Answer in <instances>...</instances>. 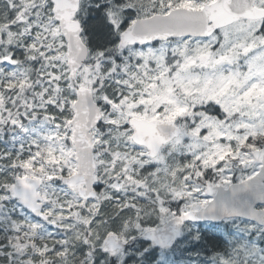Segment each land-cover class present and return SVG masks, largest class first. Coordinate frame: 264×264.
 <instances>
[{"label": "snow or ice", "instance_id": "6c2138e0", "mask_svg": "<svg viewBox=\"0 0 264 264\" xmlns=\"http://www.w3.org/2000/svg\"><path fill=\"white\" fill-rule=\"evenodd\" d=\"M0 264H264V0H0Z\"/></svg>", "mask_w": 264, "mask_h": 264}]
</instances>
